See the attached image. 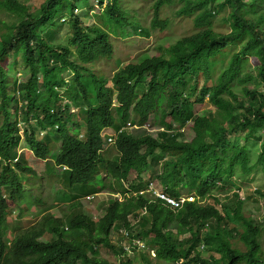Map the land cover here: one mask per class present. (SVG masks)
<instances>
[{
    "label": "trees",
    "instance_id": "obj_1",
    "mask_svg": "<svg viewBox=\"0 0 264 264\" xmlns=\"http://www.w3.org/2000/svg\"><path fill=\"white\" fill-rule=\"evenodd\" d=\"M151 1L153 29L169 25L167 8L190 28L156 52L121 61L109 77L101 64L113 58L119 33L131 24L149 35L143 20L130 17L128 0H98L105 10L93 12L92 24L75 13L94 9L90 0H0V264H264V214L257 217L240 185L230 199L217 194L235 169L264 171V0ZM65 24L69 32L60 37ZM22 70L29 73L24 81L16 75ZM205 99L212 108L195 112ZM128 122L158 130H120ZM107 128L117 132L109 149ZM21 130L31 151L13 165ZM239 130L247 141L234 144L228 137ZM254 144L259 151L250 162ZM21 172L35 179L63 174L81 196L108 193L105 211L95 219L76 200L70 220L45 213L28 227L11 226L6 212L29 181ZM143 172L175 197L192 180L196 188L187 192L199 199L175 210L150 195L132 196L148 185ZM249 196L264 197V189ZM32 202L42 200L35 194ZM120 228L128 233L114 241ZM137 238L146 246L140 261L125 249Z\"/></svg>",
    "mask_w": 264,
    "mask_h": 264
},
{
    "label": "rangeland",
    "instance_id": "obj_2",
    "mask_svg": "<svg viewBox=\"0 0 264 264\" xmlns=\"http://www.w3.org/2000/svg\"><path fill=\"white\" fill-rule=\"evenodd\" d=\"M25 1L31 5L37 4L39 2V0H25ZM128 3H129L130 8L133 9L130 17L132 19L137 18L140 21L143 20L145 22L146 27L149 29V35H145L144 33H142V31L138 32V30L134 29V25L130 24L127 26L126 32L123 35L119 33L120 35L119 38L113 36V42L118 38L115 41L117 47H115L113 58L108 62H103L102 64L99 63L103 66L104 72L109 73L108 75L109 77L113 74L117 65L120 64L121 61L136 60L144 52L146 53L156 52L159 46L166 45L168 43H172L176 41V39H178V37L182 34V30L188 31V29L191 26L190 23L184 24L183 22H180L178 19L174 20L173 17L175 15L172 14L173 13L172 11L174 8H167V13H169V17L172 18L169 22V25L163 30H161L160 28L153 29L151 25V21H152L151 19L153 17V10L151 8L149 9V7L152 4V1L151 0H128ZM90 5L94 9L89 10L87 9L88 5H86V7L79 8L75 12L78 16H80L81 20L85 24L86 23L92 24L95 22L96 18L93 17V12L98 14L105 10V4L98 3V0H90ZM227 12H228V9H225L224 11L218 14L216 13V16L214 17L215 23L218 24L220 23V21L224 20L226 18ZM164 13L167 14L165 8H164ZM225 27L228 29L230 28L228 22L225 25ZM263 27H264V24H263ZM221 28H223V26ZM68 32H69V26L65 24L62 26L59 36L64 37L68 34ZM17 57L18 56L16 55V58ZM253 64H249V65H252L248 69L250 72H254L252 71ZM97 68H98V65H97ZM17 76L20 78V80L24 81L28 79L29 73L28 71L22 70L18 72ZM67 76L68 78L72 77L70 72H67ZM108 84L110 85L111 81H108ZM41 88H43L42 85H41ZM209 108H212V104L211 102L208 101V99H205V101L202 103H199L198 101H196L194 104L195 112H200L202 110H206ZM75 117L80 118L79 115H76ZM129 126H132V125H128V127ZM147 126L148 128H152L151 123H147ZM112 130H113L112 128H107L106 132L111 133ZM141 130L142 128L138 126H132L131 128V131H134L135 133ZM139 133H142V132H139ZM42 135H43L42 132L38 131L36 135L37 139H41ZM228 140H230L234 144H243V143H246L247 141L245 137V133L242 130H239L236 133L230 134L228 137ZM110 146H112V143L105 144V147L108 149L110 148ZM250 149H251L250 162H255L256 161L255 154L259 151V144H254L253 146L251 145ZM30 150H31V145L29 144L28 140L24 138V132L22 130L21 142L19 145V152L21 154H25V152H28ZM230 152L231 151H229V153ZM156 154L158 155L159 153H156ZM55 155H56V151L52 154L53 160H55ZM163 155H165L166 157V153H164ZM159 156L161 157L160 154ZM161 162L162 160L159 159L158 161H156V163H154L157 173L159 172L158 170L161 169V164H162ZM235 172L236 173L233 175V178H235L233 182H231L228 186L223 187L221 190L218 188L217 189L214 188V189L216 190V192L220 190L219 191L220 193H217V194H219L221 199L224 201L226 200V198L230 199V197H232L233 195V192L234 191L236 192L240 185L239 194L242 196H246L247 204L256 210V213H257L256 215L258 218H260V214H264V197L259 196L258 199H255L254 197L249 196V195L251 194V192H253V189L256 187H260L264 189V171L261 169V167L257 166L250 173L245 174L241 170H237V169H235ZM99 174H100L99 180L105 177L104 170H101ZM21 175L25 176L24 174H21ZM243 175L245 176L242 177ZM150 178H152V174L150 175ZM152 180L154 182L157 181V179H152ZM37 182L39 184V188L36 189L37 192H35V194H37L38 199L42 200L40 204L41 206L38 207L36 204L32 205V203L31 204L27 203L28 210L25 211L26 215H24L21 218V220L24 223L28 222L32 224V223L39 222L42 219L43 214L45 213L52 214L57 218H60L63 215L67 214V220H70L72 218L70 205L72 204V202L76 201L77 199L83 204L82 207L84 208L85 212L92 215L95 219H98L100 216L103 215L105 211V208L101 204V201L106 199V197L110 195L108 193H102V192L91 193V195L89 196H92V199L89 200L87 199L88 197L85 198V196H81V193L77 190L76 186L72 187L68 185V179H66L63 176V174L61 175L60 180H58L55 177H50V175L48 174H45L37 178ZM191 187L193 188L190 189ZM195 188H196V184L195 182H192L191 180V182H188L187 186L181 185L180 190L181 192H183V195L185 194L188 196H192L190 198L195 199L197 195L194 192L190 194H188L187 192L188 190H194ZM35 194H33L32 197ZM212 200L213 199L210 197L209 200L208 199L206 200V203ZM218 205L220 206V204ZM14 206L16 207L19 206V202L14 204ZM15 209H16L15 207L12 208L13 211H15ZM16 215H17V212H13V213L11 212V215H8V221L10 222L9 224L11 226L12 224H14L15 222L19 220V217H17ZM130 220L133 221V218H130ZM232 221L234 224L239 223L234 218H232ZM233 223L230 224L228 227H226L225 230L226 231L229 230L233 226ZM67 224L68 226H70L69 223ZM121 233L126 234L127 231L123 229H121V232L117 231L115 234L112 235L113 240L116 241L119 238V236H122ZM67 234H69V232H67ZM43 239L47 240L45 236L43 237ZM137 240H140V238H137ZM140 246L142 245L140 244ZM107 253H110V252L105 251L103 254H107ZM141 253L142 252L139 253L137 250L131 248L128 254L131 257L135 256L136 261H140L142 258Z\"/></svg>",
    "mask_w": 264,
    "mask_h": 264
},
{
    "label": "clouds",
    "instance_id": "obj_3",
    "mask_svg": "<svg viewBox=\"0 0 264 264\" xmlns=\"http://www.w3.org/2000/svg\"><path fill=\"white\" fill-rule=\"evenodd\" d=\"M17 75V74H16ZM18 77V76H17ZM128 125H132V126H138L137 124H133V123H130V122H128L127 124H126V126H123L120 130H123V129H125V128H128ZM132 126H129V129H131L132 128ZM22 127V126H21ZM138 127H140V128H142V130H149L150 132H155V131H157L158 129L157 128H154V127H152V128H148V126H147V123L146 124H143V125H141V126H138ZM144 128V129H143ZM119 130V131H120ZM106 132V131H105ZM21 133H22V130H21ZM116 131L115 130H112V132L111 133H107L106 132V134H109L108 135V139H109V137H111L112 138V141H107V144H110V143H112L113 141H114V138H115V135H116ZM19 145H20V143H19ZM19 145H18V147H17V149H18V156L15 158V160L13 161V165L15 164V161H17V163H21L22 162V160H21V156H25V158H27L26 157V153L27 152H25V154H21L20 152H19ZM31 151V150H30ZM29 152V151H28ZM27 162H28V160H27ZM21 174H24L25 176H23V175H21ZM31 174L32 173H24V172H21L20 173V176L21 177H28V178H25V179H27V180H29V181H26V182H23V184H24V187H25V195H24V197L21 199V200H18V201H16V202H14V203H12L11 204V207H10V209L9 210H7V212H6V221H8V215H11V212L13 213V212H17V217H19V220L17 221V222H20L21 223V226H22V228H24V227H28V226H30V223H28V222H26V223H24L22 220H21V218L24 216V215H22L21 214V211L24 209V207H23V205H25V206H27V203L28 204H31L32 203V205H35L33 202H32V200H30V199H32L31 197H32V195L33 194H35V192H37L36 191V189H38L39 188V184H38V182H37V178H39V177H37L36 179H35V177H31ZM27 175H29V176H27ZM142 176L144 177V179L145 180H147L148 181V185H147V187L146 188H144V189H142V190H139V191H137V192H134V191H132L131 190V194H132V196H138V195H150L151 197H153V198H155L156 200H159L160 202H162L163 204H165V205H167L168 207H170V208H172V209H178L179 207H181V206H183V204L185 203V201H194V200H196V199H199V197L197 196L195 199H193V198H190V197H192V196H188V195H183L182 194V196H180V197H175V196H173L171 193H169V192H167L165 189H163L161 186H160V183L158 182V181H153V180H149L150 179V176L148 175V172H143L142 173ZM1 192L3 193V192H5V190H4V187H1ZM91 195V194H90ZM98 195V194H97ZM106 195V194H105ZM112 197H118L120 200H123L124 199V197H123V195L121 194V193H112V195H111ZM88 197V198H87ZM85 198H87V199H92V196H85ZM107 198V197H106ZM210 198V197H209ZM209 198H208V200H209ZM78 200V199H77ZM149 200H152V199H149ZM206 200L207 199H203L202 201L204 202V203H206ZM17 202H19V206H14V204H16ZM208 203H210V202H208ZM37 206L38 207H40L41 205H39L38 203H37ZM13 207H15L16 209H15V211H13L12 210V208ZM28 207V206H27ZM145 209H146V207H143L142 209H141V211L143 212V213H145ZM54 216V215H53ZM64 216V215H63ZM62 216V217H63ZM55 217V216H54ZM57 218V217H56ZM61 218V217H60ZM131 218V217H130ZM9 222V221H8ZM132 222H134V219H133V221ZM10 223V222H9ZM121 229H123V230H125L124 228H120V232H121ZM128 233V232H127ZM127 233L125 234V235H127ZM139 242H142L143 244H144V241L143 240H135V239H133L132 240V244L130 245H128V246H126L125 247V249L127 250V253H129V251H130V249L132 248V249H135V250H139L140 248L141 249H144V248H146V246H145V244H144V246H140V244H139ZM204 244L202 245V248H204ZM151 254L152 255H155V251L152 249V251H151Z\"/></svg>",
    "mask_w": 264,
    "mask_h": 264
},
{
    "label": "built area",
    "instance_id": "obj_4",
    "mask_svg": "<svg viewBox=\"0 0 264 264\" xmlns=\"http://www.w3.org/2000/svg\"><path fill=\"white\" fill-rule=\"evenodd\" d=\"M109 141H112V138L111 137H109V139H108ZM139 244H141L142 246H144V244L142 243V242H139Z\"/></svg>",
    "mask_w": 264,
    "mask_h": 264
},
{
    "label": "crops",
    "instance_id": "obj_5",
    "mask_svg": "<svg viewBox=\"0 0 264 264\" xmlns=\"http://www.w3.org/2000/svg\"><path fill=\"white\" fill-rule=\"evenodd\" d=\"M1 187H3V186H1ZM33 224H35V223H32V224H30V225H33Z\"/></svg>",
    "mask_w": 264,
    "mask_h": 264
}]
</instances>
